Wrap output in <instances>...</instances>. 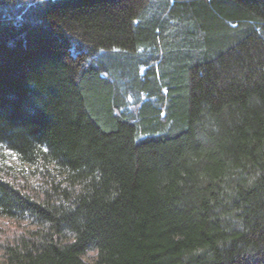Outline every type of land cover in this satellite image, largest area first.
<instances>
[{
	"label": "trees",
	"instance_id": "1",
	"mask_svg": "<svg viewBox=\"0 0 264 264\" xmlns=\"http://www.w3.org/2000/svg\"><path fill=\"white\" fill-rule=\"evenodd\" d=\"M0 264H264V0H0Z\"/></svg>",
	"mask_w": 264,
	"mask_h": 264
}]
</instances>
